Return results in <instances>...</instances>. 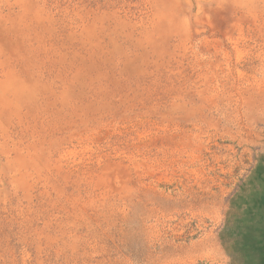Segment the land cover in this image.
I'll use <instances>...</instances> for the list:
<instances>
[{
  "label": "rangeland",
  "instance_id": "rangeland-1",
  "mask_svg": "<svg viewBox=\"0 0 264 264\" xmlns=\"http://www.w3.org/2000/svg\"><path fill=\"white\" fill-rule=\"evenodd\" d=\"M0 264H264V0H0Z\"/></svg>",
  "mask_w": 264,
  "mask_h": 264
}]
</instances>
